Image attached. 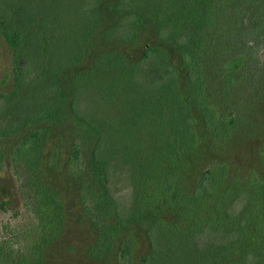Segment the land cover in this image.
I'll use <instances>...</instances> for the list:
<instances>
[{
	"label": "trees",
	"instance_id": "trees-1",
	"mask_svg": "<svg viewBox=\"0 0 264 264\" xmlns=\"http://www.w3.org/2000/svg\"><path fill=\"white\" fill-rule=\"evenodd\" d=\"M26 1L0 0V36L13 55L12 88L0 92V162L6 155L12 166L32 169L25 205L34 221L25 236L5 225L0 264H64L49 250L55 242L61 247L72 213L37 171L43 132L67 121L73 155L86 159L75 175L86 173L89 183L79 178L86 193L79 218L97 241L93 252L140 224L148 241L140 264H264V178L252 174L247 187L233 189L222 164L204 170L190 192L179 179L184 159L199 146V122L222 132L204 62L210 34L219 32V0H92L76 12L85 27L76 39L53 34ZM144 21L154 41L174 46L177 59L148 42L137 59L107 48L136 41ZM63 42L71 44L68 53H59ZM241 59L222 64L225 85ZM117 168L129 182L127 198L110 187ZM1 195L5 210L11 198ZM128 252L125 244L122 258Z\"/></svg>",
	"mask_w": 264,
	"mask_h": 264
},
{
	"label": "rangeland",
	"instance_id": "rangeland-1",
	"mask_svg": "<svg viewBox=\"0 0 264 264\" xmlns=\"http://www.w3.org/2000/svg\"><path fill=\"white\" fill-rule=\"evenodd\" d=\"M219 2V32L216 37L215 33L210 34L212 47L207 48L204 62L209 80V103L216 109L215 121L224 123L221 125V134L217 136L213 127L199 122V146L184 159L179 172L181 185L187 192L197 186L204 170L219 168L222 164L227 166V178L231 182L235 181L233 189L247 187L246 183L251 181L249 176L252 174L260 180L264 178V0ZM26 3L30 10L37 9L45 16V21L51 23V30L57 37L64 33L67 37L76 39L85 31L76 12L80 14L79 9L82 10L83 6L89 8L92 0H27ZM225 7L228 8L227 12L223 10ZM153 35V27L144 21L136 41L130 44L109 42L107 48L124 51L130 59H137L148 42L166 50L171 59L178 58V52L170 42L154 41ZM64 44H59L61 50L65 48L59 53L70 51L71 44ZM237 56H242L240 68L232 76V82L225 85L227 79L223 75L222 64L226 58ZM23 61L19 58L15 64L21 65ZM12 73L13 55L0 36V92L6 93L12 88ZM183 79L182 77L181 83L184 88ZM0 102H3L2 98ZM68 122L58 127L53 126L47 133L43 132L42 165L37 171L43 181L55 189L64 206L72 213L61 247L57 242L50 247L51 260L58 259L64 264H140L141 256L148 250L145 228L140 224L131 225L120 232L107 247L103 240L101 250L93 252L90 249L97 241L94 234L80 223L86 193L82 197L80 188L84 183L79 178H84L86 188L89 183L85 179L86 173L79 177L75 175L78 169H85L86 159L73 155V134ZM13 142L15 140L6 144L11 146ZM6 158L5 155L0 162V180L5 178L9 181L5 180V184L0 182V192L4 199L11 198V203L7 209H0V239L5 238L6 224L25 236L27 233L22 231L26 232L29 222L34 221L25 205L27 198L32 196V169L22 165L12 166ZM110 179L113 193L122 198L130 195L129 182L122 168L111 170ZM33 237L35 238L26 236L28 241ZM125 244L129 246V252L122 258ZM2 247L8 250L6 245L3 244Z\"/></svg>",
	"mask_w": 264,
	"mask_h": 264
}]
</instances>
